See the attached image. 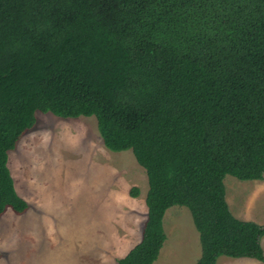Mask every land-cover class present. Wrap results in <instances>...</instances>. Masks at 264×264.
Listing matches in <instances>:
<instances>
[{
	"label": "trees",
	"instance_id": "obj_1",
	"mask_svg": "<svg viewBox=\"0 0 264 264\" xmlns=\"http://www.w3.org/2000/svg\"><path fill=\"white\" fill-rule=\"evenodd\" d=\"M38 111L95 116L146 170L143 235L118 264L154 263L175 205L200 233L195 264L264 262V225L224 184L264 180V0H0V219L29 209L8 160Z\"/></svg>",
	"mask_w": 264,
	"mask_h": 264
},
{
	"label": "rangeland",
	"instance_id": "obj_2",
	"mask_svg": "<svg viewBox=\"0 0 264 264\" xmlns=\"http://www.w3.org/2000/svg\"><path fill=\"white\" fill-rule=\"evenodd\" d=\"M35 125L9 152L8 166L29 209L0 219V264H118L142 238L149 188L131 149L103 142L95 116L62 118L36 112ZM239 219L264 225V180L224 178ZM132 187L139 188L132 196ZM166 240L153 264H195L200 233L185 206L167 209ZM264 248V236L261 239ZM216 264H264L220 256Z\"/></svg>",
	"mask_w": 264,
	"mask_h": 264
}]
</instances>
